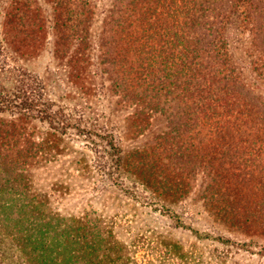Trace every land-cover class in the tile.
<instances>
[{"label":"rangeland","instance_id":"1","mask_svg":"<svg viewBox=\"0 0 264 264\" xmlns=\"http://www.w3.org/2000/svg\"><path fill=\"white\" fill-rule=\"evenodd\" d=\"M58 1L0 0V94L15 101L29 96L38 109L49 104L58 125L30 116L37 110L0 111L1 150L22 164L15 188L1 196L23 193L28 209L35 206L31 218L55 223L51 233L95 228L103 238L96 256L102 264H264V213L251 211L264 209V168L248 152L210 162L187 103L175 96L152 101L129 87L114 0L85 8L70 0L80 24L63 23ZM236 55L244 81L264 98V78L245 68L243 47ZM214 168H226L235 185L229 202L249 207L240 209L239 222L224 218L225 201L208 192ZM168 211L200 233L247 246L201 239L176 227ZM23 260L14 242L0 239V264Z\"/></svg>","mask_w":264,"mask_h":264},{"label":"trees","instance_id":"2","mask_svg":"<svg viewBox=\"0 0 264 264\" xmlns=\"http://www.w3.org/2000/svg\"><path fill=\"white\" fill-rule=\"evenodd\" d=\"M78 1L84 8L94 7L92 0ZM71 2H57L65 7L59 18L65 24L74 21L80 24L67 7ZM113 2L111 11L121 16L115 20L119 22L116 31L118 48L128 57L129 87L142 88L144 98L152 101L175 96L187 103L193 129L205 135L210 162L218 163L224 158L228 161L232 154L248 152L255 167L264 168V98L253 94L252 87L244 81V67L236 55L237 49L243 47L249 58L245 68L264 78V0ZM37 105L29 96L15 101L0 94V111L37 110V115L30 116L58 128L57 114L50 105L42 109ZM1 145L5 142L0 141ZM110 146L118 152L114 142L110 141ZM19 160L15 161L10 149L0 147V179L5 178V186L0 187V239H10L22 251L24 260L19 264H102L96 256L103 238L95 228L87 229L90 227L83 224L82 232L76 230L75 235L70 230L57 232L56 229L51 233V228H56L55 223L39 215L31 218L35 206L28 209L32 203L23 193L18 192V199L1 196L5 190L15 188V168L22 165ZM213 170H217V174L208 192L212 198L225 201L226 205L220 210L223 217L237 221L240 209L247 213L249 207L229 202L235 195V185L229 181L226 168ZM263 210L261 206L251 209L258 215L263 214ZM166 214L176 227L188 229L201 239L247 246L244 242L234 243L221 236L200 233L186 225L178 214L170 211ZM108 254L111 253L107 251L105 255ZM1 264L9 263L2 261Z\"/></svg>","mask_w":264,"mask_h":264}]
</instances>
